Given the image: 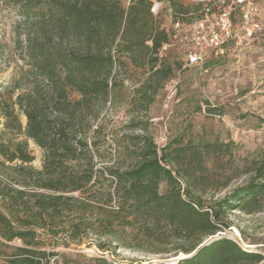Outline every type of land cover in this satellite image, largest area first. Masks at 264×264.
<instances>
[{"label":"rangeland","instance_id":"1","mask_svg":"<svg viewBox=\"0 0 264 264\" xmlns=\"http://www.w3.org/2000/svg\"><path fill=\"white\" fill-rule=\"evenodd\" d=\"M19 1L26 3L0 0V141L9 144L22 140L24 135L11 122L6 125L4 108L6 103H12L25 128L26 117L14 103L21 88L32 81L30 63L24 55L26 28ZM107 1L117 15L124 12L125 17L132 10L133 16L143 20L146 30H167L169 41L159 56L173 71L164 81L160 77L148 84L147 94L152 99L146 103L143 87L148 68L143 69L138 57L133 61L125 51L113 50L116 60L121 59L125 65L118 69L113 100L93 125L94 129L104 123L106 128L105 141L96 154V167L110 166L115 160L123 167L131 166L137 157L135 138L148 135L158 148L166 147L170 154L168 164L178 179L182 197L194 205L208 209L252 180L263 182L264 0H251L244 5L229 0L226 4L220 0ZM150 3L152 15L148 11ZM220 8L232 12V27L229 37L223 35L221 48L215 49L207 44V35L210 25L217 26L218 17L212 14ZM37 11L31 10L32 14ZM201 20H207L205 28L198 27ZM197 42H201V49ZM195 53L201 58L191 61L190 54ZM88 135L92 137L93 131ZM28 150L34 159L27 166L41 169L43 150L32 140ZM20 166L18 160L6 162L0 151V210L9 214L16 225L22 222L16 215L25 216L23 206L34 198L31 194H55L51 189L38 187ZM188 187L190 192L186 193ZM167 188V182H163L161 190ZM105 189L86 194L63 192V211L55 222L66 226L78 212L97 224L101 215L96 207L105 198ZM220 220V230L201 245L229 239L264 257V194L248 211L222 209ZM147 228L137 226L121 232L123 245L107 244L106 250L99 247L108 238L101 231L88 230L80 242L65 244L61 233L53 237L41 229L39 249L46 252L45 264H101L95 261L96 257H103L108 263L172 264L193 253L178 250L175 256L176 248H190L195 236L177 235L169 224ZM23 246L20 239L7 241L0 237V264H12L17 247ZM227 264H264V259L257 262L248 258Z\"/></svg>","mask_w":264,"mask_h":264},{"label":"trees","instance_id":"2","mask_svg":"<svg viewBox=\"0 0 264 264\" xmlns=\"http://www.w3.org/2000/svg\"><path fill=\"white\" fill-rule=\"evenodd\" d=\"M25 2L18 3L23 7V48L32 81L21 88L14 103L26 117L25 128L12 103H6L3 112L6 125L11 122L24 138L11 144L0 141V151L6 162L20 161L27 178L35 179L38 187L51 189L55 194H31L34 198L25 202L23 217L11 210L12 215L22 219L19 225L0 210V237L25 243L17 247L12 264H45L46 252L39 249L41 229L53 237L61 233L65 244L80 242L88 230L101 231L108 238L99 247L106 250L107 244L123 245L122 233L131 228L149 230L165 224L172 226L177 235L196 237L190 248H176L175 256L178 250L196 252L175 264H227L248 258L262 261L263 255L248 252L229 239L200 246L220 230L222 209L248 211L259 202L264 194V180H252L208 209L194 205L182 197L178 179L168 164L170 154L166 147L158 148L148 135L135 138L137 157L131 166L123 167L115 160L110 166L96 167V154L105 141L106 128L104 123L94 129L93 125L113 100L118 69L125 65L121 59L116 60L113 50L125 51L133 61L138 57L143 69L148 68L143 87L148 103L152 99L147 94L148 84L160 77L164 81L173 71L159 56L169 41L167 30H146L143 20L133 16L132 10L125 17L124 12L117 15L107 0ZM33 9L38 11L32 14ZM91 130L92 137L88 135ZM2 135L0 132V138ZM29 140L43 150L39 170L27 166L34 159L28 150ZM163 182L168 185L165 191L161 190ZM105 187L107 194L96 207L101 215L97 224L78 212L66 226L55 222L63 211V192L95 193ZM189 192L188 187L186 193ZM95 261L123 264L108 263L103 257H96Z\"/></svg>","mask_w":264,"mask_h":264},{"label":"built area","instance_id":"3","mask_svg":"<svg viewBox=\"0 0 264 264\" xmlns=\"http://www.w3.org/2000/svg\"><path fill=\"white\" fill-rule=\"evenodd\" d=\"M220 1L223 4H226L227 2V0H220ZM234 1H236L240 5L251 3V0H229V2L232 3H234ZM228 9H230L229 5H228ZM212 15H217L218 21L216 22L217 26L210 25L211 29H209V34L207 35V44H209V46L215 49H220L221 45L223 44V35H225L226 37H229L230 35V30L232 27V23H231L232 12L230 10H227L226 8H220L219 11L213 13ZM206 21L207 20H201L200 22H198V27L205 28ZM197 45L200 46V49L202 48L201 42H197ZM200 58L201 56L198 55L197 53L190 54L191 61H196Z\"/></svg>","mask_w":264,"mask_h":264},{"label":"water","instance_id":"4","mask_svg":"<svg viewBox=\"0 0 264 264\" xmlns=\"http://www.w3.org/2000/svg\"><path fill=\"white\" fill-rule=\"evenodd\" d=\"M203 245H205V244H202L200 247H202ZM195 252H196V251H195ZM195 252H193V253H195ZM193 253L190 254L189 256H184V257H181V258L190 257L191 255H193Z\"/></svg>","mask_w":264,"mask_h":264}]
</instances>
